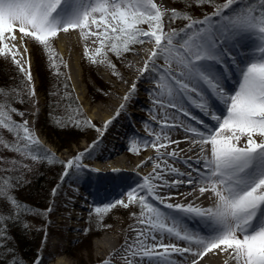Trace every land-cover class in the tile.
Listing matches in <instances>:
<instances>
[{
  "label": "snow or ice",
  "instance_id": "obj_1",
  "mask_svg": "<svg viewBox=\"0 0 264 264\" xmlns=\"http://www.w3.org/2000/svg\"><path fill=\"white\" fill-rule=\"evenodd\" d=\"M196 3L211 5L213 11L196 19L173 9L166 25L167 10L156 0H0V57L10 59L24 75L32 97L35 89L29 49L24 43L27 40L42 46L56 67L52 40L78 29L85 41L98 45L91 54L86 45L85 57L93 64H106L113 75L119 73L109 52L119 59L132 50V45L145 42L154 45L141 74L149 71L156 74L151 95L157 115L152 119L157 120L161 131L153 133L154 139L143 146L145 149L151 146L158 154L171 145L178 148L181 141L173 140L170 131L164 129H182L190 134L184 139L190 145L188 151L197 153L196 166L190 163L193 158L189 156L183 162L191 171L182 172L158 155L155 159L162 162L154 164L153 173L127 191V201L117 199L94 209L96 213H107L117 206L125 209L133 204L140 206L137 223L142 227L132 229L135 239L122 250L125 264L135 261L144 264L145 260L148 264H177L171 259L173 255L191 257L189 264H201L209 254L226 255L225 264L229 261L264 264V0H258V6H254L257 0H225L223 4L196 0ZM178 19L187 23L180 29L171 28L170 24ZM228 84L234 87L229 88ZM135 91L134 82L124 96L125 102ZM125 107L126 104H121L120 110ZM191 108L215 123H205L192 114ZM169 110H173L171 114ZM12 114L24 116L15 107L0 104V128L13 134L15 140L14 144L0 140V144L33 161L40 159L32 154V147L39 146V140L30 131L28 121L18 123ZM180 115L203 125L204 130L180 121ZM84 123L92 126L90 121ZM75 124L80 126V121ZM109 124L111 120L105 123L104 130ZM177 148L167 152V156L177 159ZM130 150L138 153L140 149L133 145ZM84 155L79 153L66 162L65 176L70 169L86 168L81 163ZM46 156L52 162V154ZM4 162L0 156V164ZM3 171L11 173L13 168ZM173 174L177 178L169 181L167 177ZM3 183L8 192L0 190V201L10 209H25L10 194L19 182L9 176ZM182 184L192 186L189 196L195 194L194 199L203 197L211 204L201 207L194 202L166 203L167 198L159 194L160 188ZM149 198L168 209L198 218L201 229L189 231L178 217L161 211ZM15 215L11 211L9 219ZM5 227L6 222L0 223V248L6 239L2 230ZM173 239L184 243L172 242ZM103 264L110 262L105 260Z\"/></svg>",
  "mask_w": 264,
  "mask_h": 264
},
{
  "label": "rangeland",
  "instance_id": "obj_2",
  "mask_svg": "<svg viewBox=\"0 0 264 264\" xmlns=\"http://www.w3.org/2000/svg\"><path fill=\"white\" fill-rule=\"evenodd\" d=\"M163 1L164 8L162 9L167 10L168 13L164 18L166 25H168V18L173 9L187 13L196 19H202L206 14L213 11V6L198 5L196 0ZM224 2L225 0H214V4H223ZM254 6H258V0L257 5ZM186 23L187 21L178 19L175 23H171L170 27L180 29ZM142 27L146 28L147 26L142 25ZM60 35L62 36L59 37ZM60 35L51 42V47L55 53L56 67L52 66L49 54L44 51L42 46L31 40L24 42L29 49L28 58L31 63L32 83L35 89L34 97L28 94L29 86L24 75L18 71L10 59L0 57V76L5 78L3 79L4 83L0 81V104H4L6 107H15L19 112L28 115L27 118H24V116L12 114L13 119L18 123H22L24 120L28 121L30 131L39 140V146H33L37 150H32V154L40 157V159L33 161L26 156H20L16 152L4 148L0 144V156L5 161L0 164V190L8 192L7 185L3 183V180L9 176L13 181L19 182L14 192L10 194L26 206L25 209H15V211L25 213L21 216V220L23 217L26 218L24 228L28 232L30 244L34 247L33 260L22 261L17 253L9 255V252L14 253L15 251L11 250L12 240L6 237L3 245L8 249L4 250L6 254L4 264H12L13 260L20 264H35L37 260H39V264H56L58 262L60 264H103L105 260H109L110 264H125L122 258L125 253L122 250L132 237V229L139 226L137 219L139 218L140 206L133 204L127 209L117 206L107 213H96L94 209L106 207L117 199L127 201L125 191L129 185L125 175L131 173L128 172L132 166L130 161H141L150 153L156 152L151 146L147 147L139 156L137 152L130 150L133 145L140 148L145 142L154 139L151 132L152 121L157 122V120L152 119L151 94L155 88L154 78L156 74L151 71L145 72V77L139 80V85H136L135 93H138L136 95L135 93L131 94V96L135 95V99L130 100V107L126 106L123 110L119 109L124 113L113 116L110 119L111 124L104 130V125L109 120L102 121L99 117L103 110L112 113L114 102L116 100L121 101L120 95L125 96L128 93L126 82L123 83L119 78L110 75L113 70L106 64H93L85 57L84 51H81L82 46H84L83 38L78 29ZM74 35L78 37L79 41V46L76 47L75 45L74 47L75 56L79 60L78 68L73 65L69 49L71 37ZM65 38L66 52L62 53L60 44ZM143 45L154 47L151 42H145ZM97 46L94 44L93 47H89L90 54ZM140 46L139 44L132 45V50L124 53L119 59L112 53H108L109 58L116 64V72L124 69L126 62L130 61L133 52L141 48ZM125 57L128 58L126 61L124 60ZM157 63H162V61H157ZM38 68L42 73L61 76L63 80L67 81V85L64 83L59 85L58 87L61 86V88L51 86L45 96L43 90L40 89ZM70 73L75 78L76 87L72 85ZM68 89L71 94L65 91ZM61 90H64L62 98L58 97ZM80 91L83 94L82 100L79 98L78 92ZM71 97L77 105H73ZM21 100L23 102H20ZM93 111L97 119L90 118L89 114ZM130 111H134V113ZM76 120L80 121V126L75 124ZM84 121H90L92 126L85 124ZM97 128L102 131L98 132ZM53 129L59 131L63 138L62 142L65 144L70 138H74L73 136L81 135L82 137L78 139L76 144H71L68 148L58 151V145L48 140V135L53 133ZM72 131L76 135H73ZM0 140L9 144L15 143L13 134L3 128H0ZM94 141L97 143L89 150ZM86 150L89 151L86 152ZM46 153L52 154V162H49ZM79 153H85L81 163L86 168L70 169L68 175L65 176L64 165ZM103 157H108L106 160L113 164H116L117 159L127 161L128 165L125 167L127 170L122 171L121 174L103 171L101 168L108 163L102 160ZM43 158L46 160V165L41 169L39 165ZM54 158H57V162L53 160ZM13 159L15 163H13ZM9 167L13 168L11 173L3 171ZM58 167H63L61 173H58ZM96 167L100 169L97 170ZM44 170L47 171L43 173ZM144 170H152L151 164L139 169L140 172ZM122 181L125 182V185L119 187ZM140 183L142 181L140 182L139 178H136L134 185ZM107 184H110L111 188ZM32 187L34 188L32 189V196H35V199H28L26 202V193L28 190L31 191ZM53 189H56L55 195H53ZM116 195H119L118 198H115ZM74 196H77L76 200L79 206L68 208L66 205ZM149 199L151 203L160 208L154 200ZM34 202L35 205H33ZM1 206L9 207L7 203L0 201ZM49 208H51L50 212L47 211ZM160 209L166 214H171L163 208ZM69 211L74 217L69 216L65 219ZM132 213L137 215L134 217ZM179 214L183 217L182 213ZM182 219L179 218L184 223ZM62 220L71 221L69 223L71 227L60 228L63 225ZM104 236L110 238L108 247L105 251H100L96 247V243ZM114 236H118V239H114ZM106 253L108 254L106 255ZM117 253L120 254L116 255ZM102 257L106 258L102 259ZM146 261L144 264L148 262ZM134 264H139V261H135Z\"/></svg>",
  "mask_w": 264,
  "mask_h": 264
},
{
  "label": "bare ground",
  "instance_id": "obj_3",
  "mask_svg": "<svg viewBox=\"0 0 264 264\" xmlns=\"http://www.w3.org/2000/svg\"><path fill=\"white\" fill-rule=\"evenodd\" d=\"M156 2L158 3V5L161 7V8H164V1L163 0H156ZM62 35H60L59 37H61ZM66 38L63 40V43L60 44V51L62 53L66 52V42H65ZM78 37H76L75 35L71 37V42L69 43V49H70V55L73 59V65L74 66H77L78 68V64H79V60L77 59V57L75 56V53H74V47L76 45V47L79 46V43H78ZM83 45L84 46H88V47H93V43L91 42V40H88V41H85L83 39ZM82 45V44H81ZM141 45V44H139ZM82 46V49L81 51H84L85 50V47ZM141 48L139 49H136L134 52H133V56L132 58L130 59V61L127 63L126 62V66H124V69H121L119 70L117 73H119V75H113V72L111 71L110 75L112 76H115L117 78H119L121 80V82L125 83L126 82V87H127V91L128 93L130 92V88H131V85L135 82L136 85H139V80L141 78H144L145 77V73L141 74V70L144 68V63L145 61L148 59L150 53H151V50L153 48L152 45H141L140 46ZM128 58L125 57L124 60L126 61ZM78 72H79V69H78ZM72 73V72H71ZM69 74V77L72 81V85L74 87H76V83H75V78L72 74ZM80 73V72H79ZM79 76V74H77ZM227 87L231 88V87H234V84H228ZM125 88V86H124ZM120 92V91H119ZM80 95H79V98L81 99L83 97V94H82V91L78 92ZM121 93V92H120ZM127 93V94H128ZM138 93V92H136ZM135 93V95H136ZM134 93H132L133 95ZM135 95L134 96H131V99L130 100H134L135 99ZM122 100H116L112 106V113H110V111H105L103 110V113H101L99 119L102 120V121H106V120H110L111 118H113V116L115 117L116 116V113L117 111L120 109V105L121 104H126V106H129L130 104V100L128 102H125L124 100V95H120ZM82 100V99H81ZM106 107V106H105ZM130 107V106H129ZM193 109V110H192ZM191 111L193 113V115H196L199 119H205V116H203V114L198 110V109H195V108H192ZM173 110H169V113L171 114ZM130 112H133L134 111H130ZM152 114L153 115H157V112L155 110V107L153 105V108L151 110ZM121 115L124 113L123 111H120ZM90 118L91 119H97L96 115H95V112H91L89 114ZM159 118V116H158ZM179 120L180 121H183L185 122L186 124H191L192 126L194 127H197V128H200L202 129L199 124L196 123V121H190L188 120L187 118L185 119L184 117L182 116H179ZM211 123H215V122H211ZM152 124H153V127L151 129V132L152 133H155V132H160L161 129H160V126L158 124V122H154L152 121ZM173 130V131H172ZM171 131L169 129H164V131L166 132H173L174 135L172 136L171 135V138L173 140H180L181 143L179 144L178 148L176 145H171V147H169L168 149H161V152L158 154L157 152L155 153H150L149 155H147V157H145L143 160H136V161H130V163L132 164L131 166V170L128 169L129 171L128 172H131L129 173V175H125L126 176V181H127V184L129 185L130 188H128V190H130L131 188L135 187L134 185V181L136 180V178H139V181L141 182L142 181V178L144 176H147V175H150L153 173V168H154V164L156 163H161L162 161L161 160H157L155 159L158 155H161L163 158H166L167 161H168V164L173 166V167H176L178 168L180 171L182 172H188V171H191V169L188 167L187 164H185L183 161L186 160L189 156H191L193 159L192 161H190V163L193 164V166H196L194 164V161H195V157H196V154L195 152H191V151H188V148H189V144L187 141H185V136H188L190 134L188 133H185L182 131V129H172ZM173 148H177V151H178V158L177 159H172L171 157H168L167 156V152L171 151ZM139 152L137 153V155L139 156L140 153H143L145 148L144 146H140L139 148ZM179 149H184L185 151L184 152H179ZM112 157V156H111ZM150 157H154L153 159H149ZM108 158V157H106ZM105 157L102 158L103 161H106ZM147 164H151V167H152V170H144L143 172H140L139 169L141 167H145V165ZM128 165L127 161H120V159H117L116 160V164H113L111 162H108L103 168H101L103 171H106L108 173L110 172H119V174L122 173V171H126L127 169L125 168L126 166ZM97 170H99L100 168L99 167H96ZM104 172V173H106ZM193 175H195V173H193ZM174 178H177L175 177V175H171V176H168L167 179H169V181H171L172 179ZM180 179H186L187 177H179ZM125 185V182H121L119 184V187H123ZM107 186H110L109 184H107ZM127 190V191H128ZM192 190V186L190 185H187V184H182V185H178L177 187H164V188H160L159 189V194L161 196H164L166 197V203H172V204H186L188 202H194L196 205H199L201 207H207L211 204V201L210 200H205L203 197H201L200 199H194V195L193 196H189L188 193ZM73 195H74V192H73ZM77 197V196H76ZM76 197H72L70 198V203L67 204L66 206L68 208H73L74 206H79L77 200H76ZM155 203L160 207V208H163L167 213H171V215L178 217V218H183L182 220L184 221V223L182 221H180L181 224H183L184 227H186L189 231H192V230H200L201 229V225L199 224L198 222V218H193L191 216H188V220L193 222L195 224V226H191L193 223L191 222H185L186 220L185 217H182L178 212L177 214V211H175L174 209H168L166 208L163 204H160L158 201H155ZM186 215V214H185ZM69 216H73L72 212L69 211V214H67L65 216V219L69 218ZM181 216V217H180ZM74 217V216H73ZM72 217V219H73ZM71 221L69 220H62L61 223H63L62 226H60V228H64V227H71V225H69ZM142 226L139 225L138 227H136V229H140ZM70 229V228H69ZM132 234H131V238L129 239V242L127 243H131L134 238H135V232L131 231ZM117 237V238H116ZM110 238H108V236H104L100 241H98L96 243V247L98 249H100V251H105L108 247V241H109ZM114 239H118V236H114ZM165 242H169V240L166 238L165 239ZM172 242H175V243H178V244H181L183 245L184 242L182 241H177V240H172ZM126 246V245H125ZM112 252V251H111ZM109 253V252H108ZM106 253V255L108 254ZM106 257H102V259H104ZM172 260L176 261L177 264H189V260L191 259V257H188V259H184L178 255H173L171 257ZM227 256L226 255H220V256H214L212 254H209L208 257H205V261H202L201 264H225V261L227 260ZM56 264H60V262L56 263ZM145 264H148L145 263ZM229 264H231V262L229 261Z\"/></svg>",
  "mask_w": 264,
  "mask_h": 264
},
{
  "label": "trees",
  "instance_id": "obj_4",
  "mask_svg": "<svg viewBox=\"0 0 264 264\" xmlns=\"http://www.w3.org/2000/svg\"><path fill=\"white\" fill-rule=\"evenodd\" d=\"M38 70H39L38 80H39V83L41 85L40 89L43 90L45 96L47 95V91L51 88V86H53L54 88H61V86L60 87H58V86L63 84V83L67 85V81L63 80L61 76H59L57 74L55 75V74L42 73L39 68H38ZM3 79H5V78L0 76V81L2 83H4ZM1 88H2V86H1ZM65 91H68L71 94V91L69 89L65 90ZM63 96H64V90H61V93L58 95V97L62 98ZM71 98L73 101V105L74 106L77 105L75 100L73 99V97H71ZM27 117H28V115L24 114V118H27ZM63 133H66V132H63ZM72 133H74V132L72 131ZM73 135H76V134L74 133ZM73 137L74 138H70L68 140V143L65 144V142L64 143L62 142L63 138L61 137V134H59V131L56 129H53V133L48 135V140L51 143L58 145L57 150L60 151L62 149L68 148L71 144H76L78 139L81 138L82 136L76 135ZM32 150L36 151L37 149H34V147H32ZM53 160H55L57 162V158H54ZM44 165H46L45 158H43L40 161L39 168L42 169V167H44ZM57 169H58V173H61L63 167H58ZM46 171L47 170H44L42 172L44 173ZM32 189H34V188L32 187L30 189L31 191L28 190L26 193V198H25L26 202L28 199H35V196H32V191H33ZM33 205H35V202L33 203ZM5 207H7V208H5ZM11 211L16 212L15 209H9L8 206H1L0 207V214L3 215V221H0V223L6 222V227L3 228L2 230L6 234V237H9L12 240L13 244L11 246L12 247L11 250L15 251L14 253L9 252L10 253L9 255L17 253L21 257L22 261L29 262L30 260H33V258H34V252H33L34 247L30 244V240L28 238V232L24 228L26 218L23 217V219L21 220V216L24 215L25 213L24 212L22 213L21 211L19 213L16 212L17 215L13 216L12 219H9V214ZM7 249H6V246L0 248V263L1 264H4V258L6 257L4 250H7ZM15 262H16V264H20L17 261H15Z\"/></svg>",
  "mask_w": 264,
  "mask_h": 264
}]
</instances>
